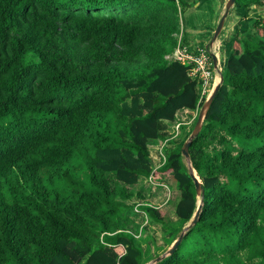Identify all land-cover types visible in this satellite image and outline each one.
I'll return each instance as SVG.
<instances>
[{"label": "trees", "instance_id": "obj_1", "mask_svg": "<svg viewBox=\"0 0 264 264\" xmlns=\"http://www.w3.org/2000/svg\"><path fill=\"white\" fill-rule=\"evenodd\" d=\"M181 1L0 0V264L150 261L166 248L150 255L125 222L142 177L178 191L173 220L139 206L166 247L190 220L200 197L181 148L205 97L191 65L166 58L187 46ZM234 6L254 8L253 34L232 40L188 148L202 208L155 264H264V0ZM180 112L192 126L152 168Z\"/></svg>", "mask_w": 264, "mask_h": 264}, {"label": "rangeland", "instance_id": "obj_2", "mask_svg": "<svg viewBox=\"0 0 264 264\" xmlns=\"http://www.w3.org/2000/svg\"><path fill=\"white\" fill-rule=\"evenodd\" d=\"M195 1L196 3L197 2L199 3L198 6H194L191 0L189 1L182 0L179 3V5L176 4L177 8L179 7L178 15L182 18L183 42L185 45H187L191 49V51H198L200 49L206 50L204 45L206 44V40L208 38V35L206 34L207 32L205 30L206 26L208 25L207 17L211 15L212 12L215 10L216 5H217V2H216L217 0H198V1L195 0ZM231 10L236 14V17L234 18V16L228 14L225 24H224L225 27L228 24L229 18H234L233 20V23H234V22H237V20H239L240 17H242L243 8L233 6ZM236 10L238 13L236 12ZM260 12H261L260 13L261 15H264V6ZM250 15L252 18L253 14H251V12H250ZM251 18H249L248 20L242 19L240 23V27L242 25L244 26L246 25V27L242 31L238 27L239 29L237 28L236 31L232 29L229 35L227 36H225V27H223V30L218 35L219 39H221L223 42L222 49L225 48L229 52L231 42L236 36L237 38H241V37L246 36L248 32H250V35L253 34ZM172 53L169 54L168 56H172ZM208 53L211 56V53H214V52L208 51ZM25 59H27V57H25ZM215 73L216 72L214 71V75H216ZM216 80H218V75H216ZM212 89L213 87L211 88V90ZM209 94H207V96ZM177 116L181 122L185 121V123L180 124L181 126H179V128L176 126L177 125L176 123L174 124L173 127L177 128L178 131L176 133V130H175L172 136L169 137V139H171L172 141L168 142L169 139L164 140V141L161 139H156L155 143L149 146L150 156L152 160V168H157L161 164V162L164 160L162 156L164 157L166 156L165 151L168 148L169 149L172 148L176 144V142L180 141L181 138L185 135L186 132L189 131V129L192 126V123H191L193 121L192 117L187 118L186 112H180ZM161 144H163L162 148L160 147ZM110 179L112 182L114 181V178L112 176L110 177ZM127 188L128 190L131 191L132 196L130 199H127L125 202H127L130 205L131 204L134 205V208H133L134 212L130 210L125 212L127 215L125 218L126 220L125 222L127 226L130 229L133 226H134L133 228H138V232L136 235L140 236L143 249L146 244H149L151 246L150 253H149L150 255H153L154 253L158 251L160 252L161 249L163 248L167 249L168 248L166 247L167 243L164 241V238H163L164 236L163 231L161 230L159 225L150 222V220L145 216V214L141 212L139 206L142 203L148 202L151 205L156 206L160 210L165 212L168 218L173 220L175 218L174 206L178 199V191L175 188V183L168 175L163 174V176L161 175L159 179H154V177L152 178L142 177L137 182V184H135L132 187L129 186ZM155 244L157 246H160L161 249L156 250L157 246ZM188 247H190V243H186L183 246V251H186Z\"/></svg>", "mask_w": 264, "mask_h": 264}, {"label": "water", "instance_id": "obj_3", "mask_svg": "<svg viewBox=\"0 0 264 264\" xmlns=\"http://www.w3.org/2000/svg\"><path fill=\"white\" fill-rule=\"evenodd\" d=\"M234 3H235V0H227L226 1L225 6H224V11H223L221 17L219 18V21L216 25V28L214 29V31L212 33V37L210 40V46L213 45L214 41L217 39L218 35L220 34V32L223 28V25H224V21H225L227 15L229 13V10L234 6ZM211 58L213 61L214 69L218 71V80L215 83V85L213 86V89L211 90L210 94L205 98L204 102L200 106V108L198 110L195 125H194L193 129L191 130L190 134L188 135V137L186 138V140L183 142V145L181 148V154H182V156H183V158L187 164L190 176L192 177L194 185H195L196 195L198 197H200V199L198 201L195 212L193 213L192 217L187 222V224H185V226H183V228L180 231V233L178 234L177 238L174 239V241L169 245V247L162 254L154 257L153 259H151L150 261H148L144 264H155V263L159 262L160 260H162L163 258H165L166 256L170 255L178 247V245L181 242L185 232L196 223V221L199 217L201 208H202L203 190L201 188V180L197 176L195 169L191 166L188 148H189V145H190L191 141L193 140V138L196 137L197 134L199 133L201 126H202L203 119L206 115V112H207L216 92L219 89L220 83L223 80L222 72L217 67V59H216V56L214 53H211Z\"/></svg>", "mask_w": 264, "mask_h": 264}, {"label": "crops", "instance_id": "obj_4", "mask_svg": "<svg viewBox=\"0 0 264 264\" xmlns=\"http://www.w3.org/2000/svg\"><path fill=\"white\" fill-rule=\"evenodd\" d=\"M191 1H192V4H194V6H198L199 5V3L198 2L196 3L195 0H191ZM225 1H227V0H223V1L222 0H217L216 1L217 2V5H216L215 10L212 12L211 15H209L207 17V23H208V25L206 26L205 30L207 32L206 34L208 35V38L206 40V44L204 45V47L206 48V50L211 51V52L212 51L214 52V54L216 56V59H217V67L221 71H222V67L224 65V62H225V59H226V56H227L228 51L225 48L222 49L223 42H222L221 39H219V37L214 41V43H213L212 46H210V40H211V37H212V33H213L214 29H215V26L217 25V23L219 21V18L221 17V15H222V13L224 11V6H225L224 3H226ZM254 7L256 8V11H258V12H260L261 9L263 8V7H257V6H254ZM236 12H237V10H236ZM250 12L253 15L256 14L254 8L252 10H250L249 12L242 11V17H240L239 20H237V22H234L233 23V20L236 17V14L230 9L228 14L234 16V18H229V21H228V24H227L226 27H225V25H223V27H225V36L229 35V33L231 32L232 29L234 31H236V29L238 27L242 31L246 27V25L245 26L242 25L240 27V23H241L242 19L248 20L249 18H251ZM253 15H252V17H253ZM225 21H226V19H225ZM225 21H224V24H225ZM222 30H223V28H222ZM182 41H183V39H182ZM214 71L216 72L215 74L218 75V71L217 70H214ZM214 71H213V74H214ZM216 75H214V78L212 79V82L210 84V87L207 88V91H206V94L205 95H207V94H209V92H211V88L217 82Z\"/></svg>", "mask_w": 264, "mask_h": 264}, {"label": "built area", "instance_id": "obj_5", "mask_svg": "<svg viewBox=\"0 0 264 264\" xmlns=\"http://www.w3.org/2000/svg\"><path fill=\"white\" fill-rule=\"evenodd\" d=\"M166 58L171 60H177L183 64L187 63L191 65V71H190L191 75L196 77L197 80L201 81L199 97H198L199 98L198 103H199L202 100V97L206 94L207 88L210 85V79L212 78V62L208 51L202 49L198 51H191L188 49L187 46H181L180 44H178L173 50L172 56L167 55ZM196 111L197 109L194 112L195 114ZM183 123H185V121L178 122L176 123L177 124L176 126L179 128L180 124ZM175 130L177 133L178 129L175 128ZM162 145L163 144H161L160 146L161 148ZM162 157L165 159L164 156Z\"/></svg>", "mask_w": 264, "mask_h": 264}, {"label": "clouds", "instance_id": "obj_6", "mask_svg": "<svg viewBox=\"0 0 264 264\" xmlns=\"http://www.w3.org/2000/svg\"><path fill=\"white\" fill-rule=\"evenodd\" d=\"M208 51V50H207ZM210 58H211V56H210ZM211 62H212V59H211ZM215 69H214V66H213V62H212V78L210 79V84H211V82H212V79L214 78V74H213V71H214ZM191 71V70H190ZM190 71H189V74L191 75V73H190ZM222 72V71H221ZM207 97V95H204V97ZM193 112V114H195L194 112L195 111H192ZM197 112V111H196ZM196 115V114H195ZM150 178H152V177H150ZM141 205V204H140ZM141 212H142V210H141Z\"/></svg>", "mask_w": 264, "mask_h": 264}]
</instances>
